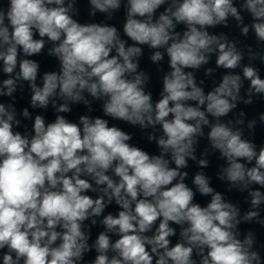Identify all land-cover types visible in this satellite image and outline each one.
<instances>
[{
  "label": "clouds",
  "instance_id": "1",
  "mask_svg": "<svg viewBox=\"0 0 264 264\" xmlns=\"http://www.w3.org/2000/svg\"><path fill=\"white\" fill-rule=\"evenodd\" d=\"M80 3L0 0L8 77L0 97L10 100L0 102V264H264V241L240 229H264V141L254 139L264 111L249 118L239 109L264 102L252 63L264 65V0H87L84 22ZM230 18L241 37L254 34L255 48L209 31L229 27ZM145 45L162 72L156 101L140 69ZM45 51L58 70L41 72L34 57ZM213 55L216 69L229 71L206 92L194 73ZM165 56L168 71L159 67ZM25 83L31 109L51 105L53 122L17 110L14 93ZM93 102L102 115H92ZM78 104L87 113L71 122L64 114ZM21 118L31 130H19ZM113 122L146 133L158 153ZM215 152L224 192L204 171ZM189 161L198 166L192 186ZM233 192L242 201L228 199ZM197 195L210 198L206 206ZM113 204L116 214H105Z\"/></svg>",
  "mask_w": 264,
  "mask_h": 264
}]
</instances>
